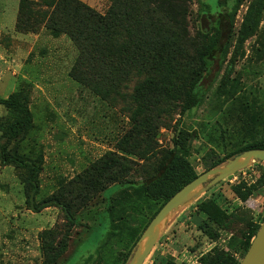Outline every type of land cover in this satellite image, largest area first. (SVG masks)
<instances>
[{"label": "rangeland", "instance_id": "rangeland-1", "mask_svg": "<svg viewBox=\"0 0 264 264\" xmlns=\"http://www.w3.org/2000/svg\"><path fill=\"white\" fill-rule=\"evenodd\" d=\"M50 1L0 0V97L27 89L35 126L20 145L32 157L44 156L35 202L54 195L63 197L72 202L76 213L81 214V225L70 226L65 212L54 205L35 212L28 202L24 172L13 165L0 166V264H43L46 253L42 233L45 230H53L52 233L57 235L55 242L64 235L69 237L68 249L57 264H77L93 253L107 229L103 223L89 235L88 225L94 224V220L87 214L91 209H104V195H114L118 185L108 187L104 195L101 192L85 195L82 179L93 167L107 160H115L113 170L122 180L150 178L171 146L173 137L182 129L196 130L198 137L192 141L189 160L200 174L235 147L264 137V59L258 58L257 36L246 41L245 54L236 65L235 75L241 77V86L234 98L220 97L216 93L224 73L220 60L216 59L211 73L203 80L207 96L201 106L182 114V98L165 97L153 111L151 126L145 128L134 120L137 103L133 93L146 76L136 72L107 93L92 83H82L74 78L71 71L79 49L67 33L52 34L48 21V11L52 9L48 6ZM81 1L101 14L115 2ZM220 1H227L229 7L235 2ZM250 1L242 0L236 14V29L240 27ZM206 2L212 4L213 12L201 14ZM182 6L186 12L178 17L185 28L180 31L186 34L187 49L194 55L195 48L202 42L203 30L210 28L228 7L219 8L217 0H184ZM20 15L23 19L27 16L35 19L38 29L18 30L16 24ZM154 17L161 24L167 21L156 10ZM174 81L177 86L187 82L185 78L180 82L174 78ZM13 117L14 112L0 104V135ZM262 171L264 161L254 162L213 185L171 215L162 225L160 238L145 264H158L162 259L185 264H214L215 252L228 249L231 234L213 227L210 235L207 234L201 228L204 216L198 212V201L215 197L227 211L243 206L251 209L255 218H262L264 187L257 189L246 202L241 201L232 189V185L241 179L253 184ZM118 196L124 198L122 194ZM89 197L91 201L83 207ZM150 211L148 207H141L137 212L139 220L133 227L141 229L151 215ZM215 232L219 236L215 237ZM129 244L108 246L95 264H119L120 253L127 250Z\"/></svg>", "mask_w": 264, "mask_h": 264}, {"label": "trees", "instance_id": "trees-1", "mask_svg": "<svg viewBox=\"0 0 264 264\" xmlns=\"http://www.w3.org/2000/svg\"><path fill=\"white\" fill-rule=\"evenodd\" d=\"M115 0L105 14H101L81 0H51L52 9L48 11L52 34L59 36L67 33L79 49V56L71 71L74 78L82 83L93 84L101 91L118 88V85L138 72L146 76L133 93L137 103L134 120L138 126L149 128L153 122L157 103L165 97H181L182 114L201 106L207 96L203 80L211 73L216 59L224 67L216 93L220 97L234 98L241 86V77L236 74V65L245 54V43L257 36L259 59H264V0H251L243 21L235 28L236 14L242 0H235L232 6L227 1L217 0L220 8L228 7L210 28L203 30L202 42L189 53V41L180 29L185 28L178 16L186 12L182 6L184 0ZM181 2V3H180ZM23 8V5H21ZM167 21L161 24L154 12ZM224 11V10H223ZM213 12L212 4L205 3L201 14ZM164 25V27H163ZM16 27L20 31H36L39 24L35 19L20 15ZM163 27V29H162ZM187 82L177 86L174 78ZM0 104L14 112L12 120L2 128L0 135V166L13 165L24 172L23 182L28 192L30 208L35 212L49 206L60 207L70 226L81 225V214L75 212L72 202L60 196H51L35 202L40 190V173L44 156L32 157L22 150L20 142L35 126L33 111L29 105L27 89H20L0 97ZM244 109V108H243ZM246 110V109H244ZM254 117H256L253 114ZM252 119H255L254 117ZM198 137L196 130H180L172 139L171 146L159 161L155 173L146 179L122 180L114 172L115 160L110 159L93 167L83 180L85 195L88 192L103 193L110 186H117L114 195L105 197L104 209L90 210L88 218L90 233L95 227L106 224V233L100 239L93 253L82 258L77 264H95L97 257L114 243L129 244L127 250L120 253V263L126 264L136 241L140 238L153 217L161 207L184 185L195 179L199 173L189 160L193 149V139ZM264 148V137L239 145L225 156L217 159L207 169L224 163L228 158L243 151ZM264 187V171L253 184L245 179L232 185L237 197L246 202L259 188ZM129 191V192H128ZM131 191V192H130ZM119 193V194H118ZM34 194L32 202L31 196ZM117 194V195H116ZM124 195L123 199L118 195ZM91 197L83 207L88 205ZM141 207L150 208V216L141 229L133 224L139 220L137 212ZM155 207V208H153ZM131 209L135 211L132 212ZM153 208V210H152ZM197 209L204 216L201 228L210 235L211 228L231 234L227 246L215 252L214 264H240L257 235L262 218H255L249 208L240 206L227 211L215 197L201 199ZM88 224V223H87ZM53 230L42 233L43 250L46 259L43 264H57L67 251L69 237L64 235L55 242L57 235ZM88 235V236H89ZM215 237L219 236L215 232ZM128 242V243H127ZM98 255V256H97ZM70 259V258H69ZM68 259V260H69ZM67 260V261H68ZM66 261V262H67ZM158 264H185L174 260L162 259Z\"/></svg>", "mask_w": 264, "mask_h": 264}, {"label": "water", "instance_id": "water-1", "mask_svg": "<svg viewBox=\"0 0 264 264\" xmlns=\"http://www.w3.org/2000/svg\"><path fill=\"white\" fill-rule=\"evenodd\" d=\"M261 161H264V148L249 149L239 155L228 158L220 165L205 170L184 185L166 201L150 221L126 264H145L160 238L162 225L171 215L178 212L194 198L205 193L213 185L251 166L254 162ZM31 200L33 202L34 194H32ZM240 264H264V220Z\"/></svg>", "mask_w": 264, "mask_h": 264}]
</instances>
